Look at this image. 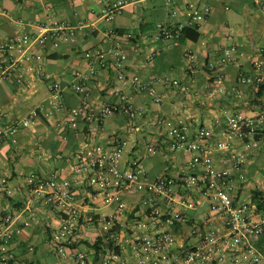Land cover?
<instances>
[{
  "label": "crops",
  "instance_id": "obj_1",
  "mask_svg": "<svg viewBox=\"0 0 264 264\" xmlns=\"http://www.w3.org/2000/svg\"><path fill=\"white\" fill-rule=\"evenodd\" d=\"M188 1L0 0L1 41L24 34L34 37L43 28H63L75 38L73 42L52 38L45 46L34 48L42 55L41 73L31 72L21 82L15 76L0 82V129L7 130L37 114L34 125L21 127L16 135L0 141V193L4 196L0 210L9 212L22 231L11 243L16 264H73L53 247L60 215L42 199L32 197L26 184L30 174L50 177L58 173L71 182L79 199H88L90 189L78 168L80 153L88 146L127 140L124 168L138 162L150 179L177 177L188 171L192 156L186 159L169 150L159 120L182 121L196 130L201 125L215 127L217 121L233 115L253 116L264 104V90L240 83L253 61H264V11L254 0H206L211 13L196 27L198 40L175 44L160 36L158 25L174 28L184 22ZM113 4L119 8L109 22L105 17ZM117 34L127 54L124 82L118 80L113 65L105 68L85 58L88 51L104 49L112 60ZM125 34L131 38L123 37ZM230 46L237 49V63L219 70L218 61ZM219 73L224 76L223 85L217 83ZM136 76L154 88L155 95L149 89H135L132 79ZM165 78L179 84L163 83ZM54 83L60 85L58 99ZM77 84L81 92L76 91ZM115 89L145 109L144 117L134 123L123 115L94 122L92 115L113 100ZM79 108L82 113L73 127L71 112ZM154 145L157 153L150 154L147 149ZM248 175L249 181L240 189L241 200L253 198L264 185V149L248 165ZM207 211L208 205H203L185 213L198 220ZM96 237L87 231L85 242L74 245L87 253L89 264H100L92 247Z\"/></svg>",
  "mask_w": 264,
  "mask_h": 264
},
{
  "label": "built area",
  "instance_id": "obj_2",
  "mask_svg": "<svg viewBox=\"0 0 264 264\" xmlns=\"http://www.w3.org/2000/svg\"><path fill=\"white\" fill-rule=\"evenodd\" d=\"M205 1L189 0L185 21L174 28L159 24L160 36L177 44L186 27H197L210 15L211 7ZM254 1L264 11V0ZM118 8V4L111 5L105 19L113 20ZM66 31L43 28L34 37L24 34L0 40V82L12 76L21 82L31 72L41 73L42 55L34 48L45 46L52 38L73 42L74 35ZM227 36L231 38L232 33ZM110 53L112 60L104 49L88 51L85 58L101 67L113 65L118 80L126 81L127 54L118 34ZM237 57L235 46L227 48L218 61L219 70L236 64ZM163 83L177 86L179 81L165 78ZM217 83H224L220 73ZM240 83L254 89L264 86V61H253L251 71L241 75ZM132 85L155 95L154 88L138 76ZM52 89L60 98V85L54 83ZM75 89L82 91L79 84ZM112 95L113 100L92 115L94 122L123 115L134 123L146 114L121 89ZM81 113V108L72 110L69 122L73 127ZM36 119L33 113L7 130L0 129V141L16 135L21 127H31ZM158 125L166 130L169 150H185L192 156L188 171L177 177L150 179L138 162L124 168L127 140L88 146L80 153L78 168L90 189L88 199H79L71 182L58 173L27 177L32 197L42 199L60 215V226L52 235L56 252L73 264H89L87 253L74 245L85 242L83 234L91 231L97 236L92 242L100 241V264H264V185L256 191L260 203L253 198L241 200L239 195L241 186L249 181L248 165L264 149V104L253 116L233 115L224 122L217 121L215 127L201 125L192 130L174 119L159 120ZM147 150L156 154L158 147ZM3 199L0 193V208ZM203 205H208V211L202 219L186 215L185 211ZM21 232L15 218L1 209L0 264L17 263L11 243Z\"/></svg>",
  "mask_w": 264,
  "mask_h": 264
},
{
  "label": "trees",
  "instance_id": "obj_3",
  "mask_svg": "<svg viewBox=\"0 0 264 264\" xmlns=\"http://www.w3.org/2000/svg\"><path fill=\"white\" fill-rule=\"evenodd\" d=\"M200 37V33L197 31L196 27H186L183 31L181 36L179 37V41L184 40V39H189L192 41H197L198 38ZM264 90V86L260 87V91L262 92ZM259 193H254L253 194V199L254 201H257L260 203V198H259ZM99 243L100 241H97L94 245H92L93 248L96 250V256H100V248H99Z\"/></svg>",
  "mask_w": 264,
  "mask_h": 264
},
{
  "label": "rangeland",
  "instance_id": "obj_4",
  "mask_svg": "<svg viewBox=\"0 0 264 264\" xmlns=\"http://www.w3.org/2000/svg\"><path fill=\"white\" fill-rule=\"evenodd\" d=\"M145 150H146V144L145 145H143V148H142V151H144L145 152ZM178 152V154H180V155H182L184 158H186V159H188L189 157H190V153H188L187 151H185V150H181V151H177ZM146 155V154H145Z\"/></svg>",
  "mask_w": 264,
  "mask_h": 264
}]
</instances>
